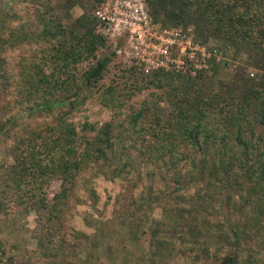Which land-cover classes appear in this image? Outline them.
<instances>
[{
    "label": "trees",
    "instance_id": "trees-1",
    "mask_svg": "<svg viewBox=\"0 0 264 264\" xmlns=\"http://www.w3.org/2000/svg\"><path fill=\"white\" fill-rule=\"evenodd\" d=\"M50 1L23 0L13 10V21L5 26H10L9 36L26 30L30 38L22 43L19 56H0V129L10 125L7 128L12 141L8 142L7 151L14 159L13 165L0 166V214H8L7 205L16 204L23 211L35 209L44 217L34 230L40 261L37 264H83L75 258L78 233L71 224L62 228V217L72 209L82 175L91 169L92 163L105 166L113 160L114 176L125 177L132 187L134 196L130 203L122 204L126 199H119L116 210L122 213L140 210L146 203L148 197L138 196L140 184L136 178L140 183L146 176L154 180L157 170L167 173L171 167L177 169V178L189 174L198 168L199 150L207 154L226 146L232 157L236 154L240 158V167H246L245 158L251 159L248 142L255 144L254 139H258L255 126L264 124V74L256 86L236 90L226 98L205 85L206 76L202 73L194 76L164 71L156 79H149L148 86L163 90L162 96L156 95V102L147 99L123 121H107L100 127L86 121L78 126L69 116L100 87L112 56L98 55L105 38L96 32L92 16L85 14L69 27L60 18L48 15L50 7H46ZM146 1L153 14L165 11L167 19L181 21L173 16L182 18L184 9L179 4L184 0ZM259 3L260 0H203L199 10L210 19L211 26L215 24L208 28L210 34L238 47L245 45L250 57L255 58L251 59L253 64L264 68V14L260 15L256 8ZM30 6L34 7L32 12ZM189 8L194 6L189 4ZM127 70L123 69V76ZM198 78L203 79L204 85L197 83ZM130 85L135 88L133 92L143 88L137 82ZM116 92V87L109 86L102 93L105 106H115L119 100ZM164 96L172 109L167 120L159 107ZM34 112H44L48 118L36 126L29 121L16 122L20 115ZM119 142L123 150L116 159L112 156L113 146ZM134 150L138 152L136 157L132 154ZM232 157L228 169L234 165ZM205 161L202 170H209L211 162ZM250 168L259 171V181L264 183V150ZM55 178L62 179V185L50 203L45 188ZM136 203L139 205L134 206ZM177 205H171L172 211ZM178 209L182 215L174 223L182 235V254L193 259L196 255L198 259L210 256L209 245L213 240L207 239L202 230L200 209L181 206ZM160 228L158 222L152 229L154 242L161 243ZM198 245L202 248L200 254L196 252ZM0 253V264H13L4 257L3 249ZM26 261L30 260L23 264H34Z\"/></svg>",
    "mask_w": 264,
    "mask_h": 264
},
{
    "label": "rangeland",
    "instance_id": "rangeland-1",
    "mask_svg": "<svg viewBox=\"0 0 264 264\" xmlns=\"http://www.w3.org/2000/svg\"><path fill=\"white\" fill-rule=\"evenodd\" d=\"M141 1L150 17V30L146 34L141 31V38L122 21L128 7L123 0H100L98 3L95 0H76L74 3L72 0H51L47 5L46 9L50 7L48 15L60 18L69 27L85 14L92 16L96 32L105 38V45L99 49L98 55L112 56L100 87L69 116L78 126L86 121L97 127L107 121H123L131 110L142 107L147 99L156 102V95L162 96L163 90L148 86L149 79H156L164 71H182L194 76L202 73L206 76L205 85L226 98L236 90L258 84L256 81L264 74V68L253 64L251 59L255 58L250 57L245 45L238 47L232 41L209 33L208 28L215 27V24L211 26L210 19L200 12L199 5L203 0L182 1L179 4L184 9L182 18L173 16L181 21L167 19L165 11L153 14L147 1ZM260 1L256 8L261 15L264 14V0ZM22 4L23 0H0V56H19L22 43L30 38L26 30L9 36L7 28L10 26L5 27L13 21L14 8ZM189 4L194 8L190 9ZM179 5L176 4L175 9ZM33 9L30 6L31 12ZM117 24L121 28H117ZM166 47L168 52H165ZM202 47L206 51L218 49L221 58H210L206 65L194 66L187 54L195 51L201 57ZM125 68L129 70L123 76ZM202 81L200 79L197 83L204 85ZM135 82L143 87L142 90L133 92L135 88L130 83ZM109 86L116 87L115 96L119 99L112 108L105 106L101 99ZM159 107L167 120L172 109L166 96L159 101ZM46 118L44 112L24 113L16 122L29 121L30 125L36 126ZM7 127L0 129V166L6 167L14 164L13 156L7 151V144L12 141ZM91 135L94 136L95 132ZM255 135L258 138L254 139L255 144L248 142L251 159L245 158L246 167H240V158L236 154L232 157L229 148L221 146L207 154L199 150L198 168L189 174H181L179 178L174 167L167 173L157 170L154 180L146 176L140 183L136 178L140 184L138 196L148 198L140 210L130 213L116 210L119 199H126L122 204L130 203L134 191L125 177L114 176L116 164L113 160L105 166L100 162L92 163L91 169L82 175L81 188L72 209L62 217V228L71 224L78 233L76 260L83 264H264V183L259 181V171L250 168L264 150V124H256ZM121 144L113 146V158H119ZM132 154L136 157L137 150ZM231 157L234 165L228 169ZM206 159L211 162L208 167L211 171L202 170L201 164ZM61 185L62 179L57 178L47 184L45 189L50 203L54 202ZM125 189L126 194L121 198ZM174 204H178L177 209L172 211L171 205ZM180 206L200 209L202 230L207 239L213 240L209 245L210 256L198 259L196 255L193 259L189 254H182V235L174 223L182 215L178 209ZM6 213L0 214V252L5 251L4 257L9 263L23 264L30 260L37 264L40 261L34 230L44 217L35 209L23 211L16 204L7 205ZM158 222H161V243L152 239V229ZM196 252L202 253L199 245Z\"/></svg>",
    "mask_w": 264,
    "mask_h": 264
},
{
    "label": "built area",
    "instance_id": "built-area-1",
    "mask_svg": "<svg viewBox=\"0 0 264 264\" xmlns=\"http://www.w3.org/2000/svg\"><path fill=\"white\" fill-rule=\"evenodd\" d=\"M123 2L124 4L126 3L128 7L126 12H124L122 21L124 22V25L131 26L130 28L132 32H138V34H140V37L138 38H141V31L146 34V32H149L150 30V17L147 13L146 5L141 0H123ZM116 26L117 28H121L120 24H117ZM165 52H168V47H166ZM187 58L193 62L194 66L198 67L206 65V62L208 63L210 58L220 59L221 52L218 53V49L216 48H214L213 51H206V48L202 47L201 57H198L195 51H191L187 54ZM182 62L185 63V61Z\"/></svg>",
    "mask_w": 264,
    "mask_h": 264
}]
</instances>
